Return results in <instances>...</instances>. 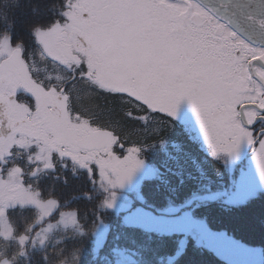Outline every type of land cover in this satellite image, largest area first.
<instances>
[{"label": "snow or ice", "instance_id": "1", "mask_svg": "<svg viewBox=\"0 0 264 264\" xmlns=\"http://www.w3.org/2000/svg\"><path fill=\"white\" fill-rule=\"evenodd\" d=\"M19 7L0 6V264H9L5 255L17 264L78 224L80 211L63 209L82 193L49 198L55 190L42 185L51 177L67 186L65 161L90 186L98 170L107 208L143 164L140 148L116 155L117 136L74 108L78 83L166 117L187 98L214 153L258 144L264 176V0H59L46 5L49 23L32 25L31 48L15 34ZM37 52L62 74L38 77ZM55 255L48 264H68Z\"/></svg>", "mask_w": 264, "mask_h": 264}, {"label": "trees", "instance_id": "2", "mask_svg": "<svg viewBox=\"0 0 264 264\" xmlns=\"http://www.w3.org/2000/svg\"><path fill=\"white\" fill-rule=\"evenodd\" d=\"M3 3L4 0H0V6ZM19 3L20 7L11 12L15 34L31 48L29 31L32 25L49 23L46 5L59 4V0H19ZM36 5H39V11L34 13L32 9ZM30 57L36 61L41 59L38 52ZM78 111L93 126L110 130L117 136L120 142L117 151L140 148L141 159L157 169L155 177L144 180L139 186L144 208L154 214H162L169 207L190 210L210 230L224 232L244 245L260 248L264 264V192L241 204L211 198V194L229 188L226 163L209 155L179 121L151 112L121 95L101 100L84 94ZM120 145H123L122 149ZM65 163L69 171L62 170L61 175L66 176L67 186L51 177L43 179L42 185L55 190L49 198L82 193L71 201L73 209H63L80 211L78 228L56 230L46 246L31 250L30 255L20 257L17 264H48L47 257L53 252L56 254L53 259H66L68 264H115L116 253L120 250L133 254L134 261L127 264H228L192 238L176 255L181 246L178 234L157 233L127 225L122 220V213L102 210L98 203L102 193L97 190V172L90 186L82 170L73 174L72 164ZM33 214L34 210H30L29 219ZM99 221L106 224L108 230L96 252L95 233ZM18 222L23 228L24 220L18 218ZM3 247L0 245V250ZM4 259L15 264L8 255Z\"/></svg>", "mask_w": 264, "mask_h": 264}, {"label": "rangeland", "instance_id": "3", "mask_svg": "<svg viewBox=\"0 0 264 264\" xmlns=\"http://www.w3.org/2000/svg\"><path fill=\"white\" fill-rule=\"evenodd\" d=\"M35 64L36 62L33 64L34 70H36ZM174 118L184 126L189 135L195 141H198L209 155L221 158L226 163L230 179L229 188L217 194H211V198H224L232 204H241L258 193L264 192V176L261 175L256 161L258 144L253 146L247 141H243L239 151L235 154H215L202 131L195 109L176 114ZM117 147L119 148L118 145L114 146L116 155L123 158L128 154V149H124L121 153L117 151ZM138 158L141 159L140 156ZM142 161L141 167L125 183L124 187L115 190L117 196L114 206L111 208L101 207L102 210L122 213V220L127 225L138 226L157 233L178 234L181 238V246L176 255L182 251L186 241L192 238L198 245L211 250L228 264L263 263V253L260 248L244 245L224 232L210 230L206 223L194 217L190 210H180L182 209L180 207H169L162 214H154L144 208L141 205L142 197L139 186L144 180L155 177L157 169L144 160ZM96 172L98 174V170ZM99 183L98 175L97 185ZM97 188L98 191H101L99 187ZM103 195L106 198V194ZM2 196L3 193H0V197ZM66 228H78V224ZM66 228L61 226L57 230ZM107 230V225L99 221L95 233L96 252L102 246ZM133 261V254L124 250L117 251L115 264H127Z\"/></svg>", "mask_w": 264, "mask_h": 264}, {"label": "flooded vegetation", "instance_id": "4", "mask_svg": "<svg viewBox=\"0 0 264 264\" xmlns=\"http://www.w3.org/2000/svg\"><path fill=\"white\" fill-rule=\"evenodd\" d=\"M42 59L43 58L41 57V59H39L37 61L35 60L36 61L35 73H36V75L38 77L43 78V77H47L49 75H53L54 76V75H57V74H62V73H60V71L57 68H55L53 65L45 63ZM76 88H77V92H75L73 94V96H72L73 106H74V108L76 110H78V104L81 101V98H82V96H84V94L85 95L87 94V95L94 96L95 98L97 97L98 99L101 98V100L103 98H108V97H110V98L114 97L115 98V96H120V95L104 94V93L99 92V91H93L92 89H90V88H88L86 86H83V85H81L79 83L76 85ZM84 88L87 89V90H85ZM121 96L136 102L135 100H133L131 98H128L126 95H121ZM136 103H139V102H136ZM140 104H142V103H140ZM189 109H195V108H194L193 104L191 103V101L189 99L184 98V99H182L179 102V104L177 106L176 114H181L184 111L189 110ZM149 111L153 112L152 110H149ZM162 114H164V113H162ZM172 118H174V117H172ZM174 119L177 120L176 118H174Z\"/></svg>", "mask_w": 264, "mask_h": 264}, {"label": "water", "instance_id": "5", "mask_svg": "<svg viewBox=\"0 0 264 264\" xmlns=\"http://www.w3.org/2000/svg\"><path fill=\"white\" fill-rule=\"evenodd\" d=\"M107 131H109V130H107Z\"/></svg>", "mask_w": 264, "mask_h": 264}]
</instances>
